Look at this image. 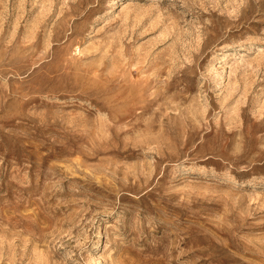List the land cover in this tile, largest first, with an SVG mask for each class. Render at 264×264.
Returning a JSON list of instances; mask_svg holds the SVG:
<instances>
[{"label": "rangeland", "instance_id": "374dc122", "mask_svg": "<svg viewBox=\"0 0 264 264\" xmlns=\"http://www.w3.org/2000/svg\"><path fill=\"white\" fill-rule=\"evenodd\" d=\"M0 264H264V0H0Z\"/></svg>", "mask_w": 264, "mask_h": 264}]
</instances>
